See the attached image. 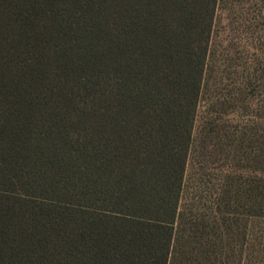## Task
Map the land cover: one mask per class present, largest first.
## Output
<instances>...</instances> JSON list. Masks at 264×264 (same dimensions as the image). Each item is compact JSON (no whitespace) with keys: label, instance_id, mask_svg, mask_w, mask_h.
<instances>
[{"label":"trees","instance_id":"trees-1","mask_svg":"<svg viewBox=\"0 0 264 264\" xmlns=\"http://www.w3.org/2000/svg\"><path fill=\"white\" fill-rule=\"evenodd\" d=\"M220 1L0 0V264H264V151L182 205Z\"/></svg>","mask_w":264,"mask_h":264},{"label":"rangeland","instance_id":"rangeland-1","mask_svg":"<svg viewBox=\"0 0 264 264\" xmlns=\"http://www.w3.org/2000/svg\"><path fill=\"white\" fill-rule=\"evenodd\" d=\"M263 131L264 0H221L183 208L209 219L222 197V211L241 213L236 191L260 170Z\"/></svg>","mask_w":264,"mask_h":264}]
</instances>
